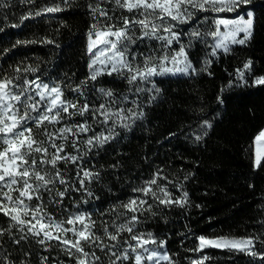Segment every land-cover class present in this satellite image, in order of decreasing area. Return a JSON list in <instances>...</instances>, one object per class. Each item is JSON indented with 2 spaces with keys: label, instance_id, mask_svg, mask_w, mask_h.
I'll return each mask as SVG.
<instances>
[{
  "label": "trees",
  "instance_id": "1",
  "mask_svg": "<svg viewBox=\"0 0 264 264\" xmlns=\"http://www.w3.org/2000/svg\"><path fill=\"white\" fill-rule=\"evenodd\" d=\"M0 2L8 4L0 8V28L3 29L0 31V74L14 76L17 75L15 67L23 69L31 65L39 71L22 73L25 78L31 80L39 76L45 83L62 84L64 98L76 100L77 94L71 87L79 85L90 75L91 57L87 43L90 25L94 21L87 5L93 0H69L67 5L62 0ZM54 4H60L64 10L20 23V18L29 11H39ZM101 6L112 7L108 4ZM241 9L239 13L245 10L253 12L254 26L250 39L243 45L232 46L228 54L220 51L212 56L214 40L211 36H205L203 41L192 38V47L187 51L196 72L188 76L153 77L152 82L160 89L155 100H148L149 95L155 93L136 94L134 86L115 73L100 75L96 81H89L83 87L80 104L85 99L97 106L105 103L109 98L98 89H110L118 98L128 97L118 106L142 110L144 116L130 128L117 124L114 138L103 146H94L88 151L87 145L80 144L83 159L79 163L85 169L99 173L98 180L85 182L91 196L86 191L73 190L80 187L75 175L76 166L60 162L57 167L71 187L58 206L49 201L47 193L43 194L47 213L57 221L65 220L69 214H91L92 220L96 221V234L103 237L101 223L107 222L111 232L113 221L117 224L124 222L127 216L117 218L125 211L119 205L141 195L133 189L142 186L160 170L172 183L164 180L157 183L167 184L173 199H181L186 192L187 202L184 206L154 204L155 215L145 212L135 232H151L158 242L166 240L165 250L175 264H192L193 260L204 255L209 257L205 264H262L259 258L227 249L190 251L196 247L197 238L201 235L209 239H240L264 233L261 223L264 222V161L259 168L254 165V138L264 130V85L253 82L254 78L264 76V0H250L241 4ZM116 14H120L119 10ZM205 16L208 18L206 22L203 20ZM220 17V13L196 11L193 21L177 29L181 31L180 42L187 44L190 39L188 33L194 29L201 33L213 30V21ZM13 24L19 26L12 27ZM45 39L54 42H42ZM17 41L36 42L13 47ZM140 48L146 51L143 45ZM178 48L179 45L174 43L173 49ZM248 60L252 65L250 71L244 73L245 83L238 78L237 70H243ZM205 61H211L206 70ZM142 86L150 88L152 85ZM85 119L92 124L89 114L70 119L65 117L62 123L71 125ZM204 120L212 127H201ZM92 126L97 135L101 132L107 135L104 126ZM47 127L49 131L53 130L51 126ZM205 131L207 134L202 139H195ZM92 134L91 131L81 134V142ZM33 136L37 140L44 139L42 129L33 128ZM61 142L57 140L58 144ZM64 149L76 154L71 137L64 144ZM34 155L39 160L38 154ZM56 187L64 190L63 185L57 184ZM31 203L35 205L38 201L33 199ZM11 224L10 218L0 213V228L8 229ZM21 235L26 239H20ZM129 236L127 232L121 233V243ZM14 239L20 243H13ZM105 242L108 243L106 238ZM255 247L257 251L261 250L259 243ZM85 250L89 251L87 247ZM96 254L101 260H106L99 250ZM45 256L48 257L46 264H75V259L69 257L55 240L49 242L48 250H45L37 238L26 231L20 233L16 227L11 228V233L5 232L0 236V258L6 257L12 264H42ZM123 264H133V261L129 259Z\"/></svg>",
  "mask_w": 264,
  "mask_h": 264
},
{
  "label": "snow or ice",
  "instance_id": "2",
  "mask_svg": "<svg viewBox=\"0 0 264 264\" xmlns=\"http://www.w3.org/2000/svg\"><path fill=\"white\" fill-rule=\"evenodd\" d=\"M62 2L67 5L69 0ZM249 2L250 0H93L87 5L94 21L90 25L87 43V52L91 57L90 75L75 87L68 85L77 94L76 100L64 98L62 84L45 83L39 76L31 80L25 78L22 73L35 74L39 71L31 65L23 69L15 67L14 72L17 75L14 76L0 74V213L9 217L12 222L8 229L0 228V236L5 232L11 233V228L16 227L20 233L26 231L37 238V242L44 245L45 250H48L49 242L55 240L69 257L75 259V264H123L129 259L133 264L145 262L161 264V261L175 264L164 250L166 240L158 242V238L151 232L134 231L142 222L141 218L145 212L155 215L154 204L166 207L174 204L184 206L187 202L186 192L181 199H173L167 184L157 183L158 180L167 181V177H164L160 170L142 186L133 189L141 195L119 205L125 211L119 213L117 218L127 216L124 222L117 224L113 221L111 232L108 230L107 222L101 223L103 237L96 234V221L92 220L91 214L82 212L69 214L65 220L57 221L47 213L43 194L47 193L49 201L57 206L63 203V198L71 187L57 167L60 162H64L66 165L76 166L75 175L80 187L73 190L86 191L91 196L92 193L86 188L85 182L98 180L99 173L85 169L79 163L83 159L80 155V144L87 145L88 151L94 146H103L114 138L117 124L130 128L132 123L144 116L142 110L118 106L127 101L128 97L118 98L110 89H98L104 97L109 98L105 103L97 106L85 99L80 104L82 89L89 81H96L99 75L105 73L109 76L115 73L124 78L129 85H133L136 94L155 93L148 97L149 102L155 100L160 89L152 82L153 77L196 72L187 51L192 47V38L203 41L205 36H211L215 42L211 45L210 55L216 56L220 51L228 54L231 51L230 45H243L251 37L254 18L251 11L235 19L217 18L213 21L215 26L213 30L201 33L199 29H194L189 32L190 39L187 44L180 42L181 31L177 30L179 26L193 21L196 11L232 12L240 4ZM104 4L112 7L110 9L102 7ZM7 6L6 2H0V8ZM63 10L60 4H54L39 11H29L20 18V23L29 18ZM118 10L119 15L116 14ZM207 19L206 16L203 17L205 22ZM221 27L225 31H221ZM2 30L0 28V31ZM241 33L244 34L243 38L238 39ZM35 42L17 41L13 47ZM42 42L51 44L54 41L45 39ZM174 43L179 45L178 50L173 49ZM141 45L146 51L141 50ZM210 63L211 61H205L204 70ZM251 65L252 61L248 60L244 63L243 70H237L238 78L245 83L247 81L244 73L250 71ZM253 82L255 85H264V76L254 78ZM143 84L152 86L145 88ZM220 102L223 103L222 100ZM133 103L136 104V101ZM85 114L90 115L92 124L104 126L107 135L104 132L97 135L87 119L71 125L62 123L65 117L69 119L77 115L84 117ZM57 125L62 126L57 128ZM47 126H51L53 130L49 131ZM201 127L211 128L212 125L204 120ZM33 128L42 129L44 139L37 140L33 136ZM90 131L93 133L92 136L81 142V134ZM206 134L205 131L202 135H196L195 139L200 140ZM69 137L76 154L65 152L64 144L68 142ZM57 140L62 142L58 144ZM254 140V165L259 168L264 161V130L260 131ZM34 154H38L39 160ZM57 184L63 185L64 190L60 191L56 187ZM13 193L17 195L14 196ZM148 198L153 203H149ZM33 199L38 203L33 205L31 203ZM261 223L264 225V222ZM124 232L130 236L121 243L120 234ZM261 236H264V233L240 239L229 237L209 239L201 235L197 238L196 247L190 251L200 252L205 248L227 249L259 258L264 264V239ZM105 238L108 243L105 242ZM20 239H26V236L21 235ZM13 243L19 244L20 240L14 239ZM256 243L260 244V251L256 250ZM85 247L89 251H86ZM97 250L104 254L106 260H101L96 254ZM208 259L209 257L204 255L193 260L192 264H204ZM47 260L48 257H43L42 264H46ZM0 264L12 262L3 257L0 258Z\"/></svg>",
  "mask_w": 264,
  "mask_h": 264
},
{
  "label": "rangeland",
  "instance_id": "3",
  "mask_svg": "<svg viewBox=\"0 0 264 264\" xmlns=\"http://www.w3.org/2000/svg\"><path fill=\"white\" fill-rule=\"evenodd\" d=\"M240 10V11H239ZM242 11V9H241V4L239 5V7H237L236 8V10L235 11H232V12H227V11H224V12H220V15H221V17L220 18H229V19H235V18H238V16L239 15H242V14H245L246 12H248V11H250V10H245L244 11V13H239V12H241ZM252 12V11H251ZM253 13V12H252ZM248 17L245 15V19H247ZM221 31H225V29L223 28V27H221ZM243 33H241L237 38L238 39H242L243 38ZM250 39V38H249ZM248 39V40H249ZM247 40V41H248ZM246 41V42H247ZM215 42V41H214ZM234 45H237V44H233V45H230V47H232V46H234ZM91 62V61H90ZM169 67H171V64H169L168 65ZM106 74V73H105ZM190 74H192V73H190ZM190 74H187V75H185V74H175V75H172V74H167V75H165V76H188V75H190ZM103 75V74H102ZM100 76V75H99ZM254 148H255V142H254ZM212 239H215V238H212ZM205 249H207V248H205ZM165 250V249H164ZM163 262H167V261H161V263H163ZM145 264H148V262H145ZM204 264H205V262H204Z\"/></svg>",
  "mask_w": 264,
  "mask_h": 264
}]
</instances>
